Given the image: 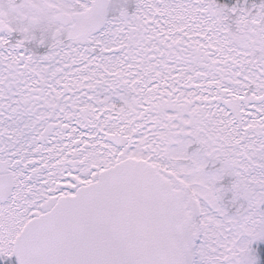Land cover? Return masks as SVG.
<instances>
[{
    "label": "snow or ice",
    "instance_id": "6c2138e0",
    "mask_svg": "<svg viewBox=\"0 0 264 264\" xmlns=\"http://www.w3.org/2000/svg\"><path fill=\"white\" fill-rule=\"evenodd\" d=\"M0 264H264V0H0Z\"/></svg>",
    "mask_w": 264,
    "mask_h": 264
}]
</instances>
